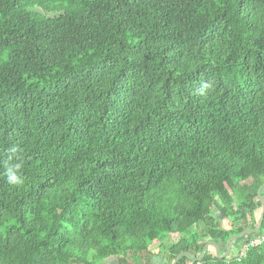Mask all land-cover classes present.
Returning a JSON list of instances; mask_svg holds the SVG:
<instances>
[{
  "label": "trees",
  "instance_id": "trees-1",
  "mask_svg": "<svg viewBox=\"0 0 264 264\" xmlns=\"http://www.w3.org/2000/svg\"><path fill=\"white\" fill-rule=\"evenodd\" d=\"M12 147L0 264H156L152 245L173 264L254 229L264 0H0V161ZM262 234L264 214L241 240ZM176 264H264V241Z\"/></svg>",
  "mask_w": 264,
  "mask_h": 264
},
{
  "label": "rangeland",
  "instance_id": "rangeland-1",
  "mask_svg": "<svg viewBox=\"0 0 264 264\" xmlns=\"http://www.w3.org/2000/svg\"><path fill=\"white\" fill-rule=\"evenodd\" d=\"M262 185H264V178L262 179ZM239 209H240L239 208V201L238 200H235V202L233 204V211H234V216L233 217H234V220L232 218L231 219L229 218L227 220H223L220 225L222 227H229L231 225L237 226L239 224V222H240V219L238 218V215L240 213V210ZM258 213H259L258 209L255 210L253 212V214H252V216H251V218H250L249 221L252 222V223H254L258 219V217H259V214ZM203 230H204L203 227L202 226H199L197 228V231L195 232L196 235H199L200 236V234L203 232ZM224 246L225 245H222V244L219 245V249H220L222 255L224 254V250L222 249V247H224ZM242 246H243V241L241 239L232 241L230 255L227 256L225 259L230 260L232 257L236 256L237 252L242 248ZM150 249L156 255V258H155V263L156 264H169V262L166 260V258L164 256V253L157 254L158 253L157 245H152L150 247ZM106 262L113 264L115 262V260L112 258V259L107 260Z\"/></svg>",
  "mask_w": 264,
  "mask_h": 264
},
{
  "label": "water",
  "instance_id": "water-1",
  "mask_svg": "<svg viewBox=\"0 0 264 264\" xmlns=\"http://www.w3.org/2000/svg\"><path fill=\"white\" fill-rule=\"evenodd\" d=\"M263 190H264V185H261L258 188V190H257V198H258V200H259V202L261 204V212H260L256 227L254 229H246V230H244L242 233H240L238 235H231L226 241V246H227L226 252L222 256H219L220 249H219V246L215 242H207L203 246V249H202L200 257H198L197 259L191 253H182L174 260L173 264H176L177 261L180 258H182V257H190L191 259L196 260L198 263H200L202 261L204 255H205L208 247H213L214 248L215 254L219 257V259L226 258L228 256L229 252H230L231 242L232 241L243 239L247 235L256 234L259 231V229H260V226H261V223H262V219H263V214H264V198L261 195Z\"/></svg>",
  "mask_w": 264,
  "mask_h": 264
},
{
  "label": "clouds",
  "instance_id": "clouds-1",
  "mask_svg": "<svg viewBox=\"0 0 264 264\" xmlns=\"http://www.w3.org/2000/svg\"><path fill=\"white\" fill-rule=\"evenodd\" d=\"M18 153V148L12 147L9 149L8 158L0 161V165L3 168L0 175L5 178L8 185L13 187H19L25 183V175L23 172L24 161Z\"/></svg>",
  "mask_w": 264,
  "mask_h": 264
},
{
  "label": "built area",
  "instance_id": "built-area-1",
  "mask_svg": "<svg viewBox=\"0 0 264 264\" xmlns=\"http://www.w3.org/2000/svg\"><path fill=\"white\" fill-rule=\"evenodd\" d=\"M264 241V234L260 236H252L251 239L243 242L242 248L236 254V260L239 261L242 257L245 256L246 252L249 249L255 248L256 246L260 245Z\"/></svg>",
  "mask_w": 264,
  "mask_h": 264
},
{
  "label": "crops",
  "instance_id": "crops-1",
  "mask_svg": "<svg viewBox=\"0 0 264 264\" xmlns=\"http://www.w3.org/2000/svg\"><path fill=\"white\" fill-rule=\"evenodd\" d=\"M226 248H227L226 245L224 247H222V249L224 250V253L226 252Z\"/></svg>",
  "mask_w": 264,
  "mask_h": 264
}]
</instances>
